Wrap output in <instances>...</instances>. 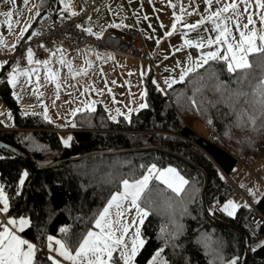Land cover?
<instances>
[{
  "label": "trees",
  "instance_id": "obj_1",
  "mask_svg": "<svg viewBox=\"0 0 264 264\" xmlns=\"http://www.w3.org/2000/svg\"><path fill=\"white\" fill-rule=\"evenodd\" d=\"M56 1L40 0L33 32ZM249 60L252 68L241 84L237 80L242 73H228L223 61H210L163 91L153 84V70L144 81L147 108L133 114L131 122L122 116L109 119L102 107L79 113L69 146L63 145L60 134L44 117L25 115L8 83L0 82V100L13 117L12 129L0 117V142L17 148L28 159L0 147V184L10 202L9 212L0 214V221L2 217L30 219V227L22 234L38 246L37 264H51L47 235L65 239L75 253L83 236L95 230V220L112 195L122 190L124 179H140L152 165L158 170L174 167L188 181L179 195L153 178L139 201L149 215L141 230L146 244L136 264H147L163 246L161 226L174 232L177 224L182 232L164 250L170 264H227L234 257H239L238 264H244L246 257L247 264H264V193L256 202L249 198V207L241 206L235 217L214 208L235 192L230 176L237 165L246 166L264 153V127L259 120L255 129L246 117L242 127L236 126L237 113L257 114L245 100H251L250 85L258 82L264 70L260 57L253 55ZM238 87L249 96L237 102L232 92ZM196 123L205 127L207 135L194 128ZM121 150L137 151L107 155ZM24 171L28 176L20 186ZM205 206L214 220L225 224L209 217ZM61 227L69 229L67 236L60 233Z\"/></svg>",
  "mask_w": 264,
  "mask_h": 264
},
{
  "label": "crops",
  "instance_id": "obj_2",
  "mask_svg": "<svg viewBox=\"0 0 264 264\" xmlns=\"http://www.w3.org/2000/svg\"><path fill=\"white\" fill-rule=\"evenodd\" d=\"M227 1L228 2L217 4L215 0H213L210 10L205 0H107L104 5L94 11L86 20L81 22V28L83 30L91 28L93 33L101 34L100 37L105 31L111 28L116 30L136 28L143 37L149 61L133 60L118 55H108L104 58H99L94 54L93 50L90 49L75 50L62 56H53L49 54L43 58H37L33 50L32 52L34 53L35 60L50 61L48 67L51 68L53 72L58 73V81L46 79L47 72L44 65H29L26 55L27 52L24 54L26 65L20 69L39 67V81L37 82V73L32 74L31 82H27V77L20 76L15 88L7 82V78L5 81L11 87L12 94L15 93L13 97L20 105L21 110L24 103H20L19 100H24L27 105L28 102H32L33 105H31V110L33 111H26L28 115L36 113V115L44 117L43 109L47 106V114L51 119L54 130L59 134L63 131H70L73 133L74 127H72V123H75V117L79 113L95 112L99 107H102L109 116V111L104 103L98 100L97 94L100 91H105L112 95L115 101H112L115 113L117 108H119L121 112L128 113V109H136L141 103L146 102V97L142 98L141 93L146 91L144 81L147 74L151 73V71H155L154 81H156V84L159 85L162 83L163 87L168 90L169 87L164 83L165 79H178L181 68L189 66V55L195 60L202 52H207L209 50L215 51L217 48L220 49L221 55H223L226 45L214 44L211 49H209L206 44L208 38L211 37L214 39L217 35L213 30L214 25L206 18L210 15V11H215L225 3L233 2V0ZM65 2L71 5L70 9L67 11L64 5L60 3V0L55 2L63 13L72 14V12H75L77 14V12H80V0H65ZM235 2L238 4L241 26L248 24V15L252 13L254 25H249V30L255 27L258 34L263 33L264 28L262 29V27H260V22L258 21V15L260 14L258 12V7L255 5V0H250L248 11H245L243 0H235ZM34 5L37 7H33ZM172 5H175V7ZM181 8H183V12ZM29 9H31V11H29ZM37 10L40 11V0H29L27 6L24 5L23 0H16L15 8H13L7 0H0V14L8 11L13 12L11 30L8 28L7 17L0 15V38L5 42L3 46H0V61H8V63L4 65V68L0 69V74H4L7 71L6 66H8L11 58L15 55L18 44L33 33L32 27L38 17L35 16ZM225 15H231V13H226ZM177 16L181 17L179 21L176 20ZM201 18H205V23L199 25L195 30L184 27L185 24H196ZM173 23L177 25L174 31L172 29ZM28 24L31 26L28 28V31L24 33V36L21 37V28H24ZM235 24V19L228 21V27L238 40L239 32L236 30ZM112 25H117V27H112ZM168 32H172V35L166 36L165 33ZM91 35L97 37L95 34ZM185 39L192 40L193 44L199 40H203L205 47L203 49L189 47L184 44ZM157 41H159V43H157ZM259 43L260 41L257 40V44ZM13 45L16 46L14 50L12 49ZM61 58L66 61L63 65L59 63ZM69 64H71V71H69ZM57 82L60 84L59 89L56 87ZM179 83L182 82L175 83L172 86ZM109 89L111 90L110 92ZM74 95L79 96L81 101L88 99L94 101L95 111L84 110L76 113L75 116H73L72 113L67 114V112L63 110V105L60 104L66 100V98L68 100L73 99ZM57 96L59 98H57ZM17 97H19V99ZM139 111H133L130 114V118ZM119 117L121 116H117V119ZM122 118L124 117L122 116ZM12 128L13 127L8 129ZM198 132L202 135H207L206 131ZM132 209L130 203L126 201L123 205L124 213L126 210L130 212ZM112 210L115 212L117 211L115 206L111 208L110 213ZM140 228V230H142V227ZM135 229L136 225L130 227L128 234L125 236V243H127L129 247H131V240L135 233ZM2 230L3 229L0 228V231ZM13 231L21 238L26 239L22 234L23 232H20L18 228L13 229ZM93 231L99 232L100 230L95 228ZM29 242L32 243L31 241ZM114 254L119 255L118 252ZM49 255L57 256L62 264H71L70 261L58 257L57 253L53 252L49 253ZM120 264H123V262L121 261Z\"/></svg>",
  "mask_w": 264,
  "mask_h": 264
},
{
  "label": "snow or ice",
  "instance_id": "obj_3",
  "mask_svg": "<svg viewBox=\"0 0 264 264\" xmlns=\"http://www.w3.org/2000/svg\"><path fill=\"white\" fill-rule=\"evenodd\" d=\"M8 3L12 5L13 8L16 7V0H7ZM43 2V0H42ZM217 4L221 3V0H215ZM245 4V11H248V5L250 0H243ZM25 6L29 4V0H23ZM60 3L64 5L65 10H69L71 5L66 3L65 0H60ZM205 3L211 6L213 0H205ZM255 5L264 10V0H255ZM175 7V5H172ZM37 7V6H33ZM31 11V9H29ZM183 12V8H181ZM226 13H231V15H225ZM39 11L37 10L35 16H39ZM8 19V28L12 29V17L13 12L8 11L2 13ZM72 15H76L75 12H72ZM180 16L176 17V20L179 21ZM210 20L214 25V31L217 33L215 38H208L206 44L209 49L212 45H226L224 54L221 55L220 49L207 52H202L201 55L193 60L191 55L188 56L189 66L182 67L179 73V81L175 78H166L164 83L171 88L173 84L177 82H183L185 78L191 74L196 73L198 69L202 68L204 65L209 64V61H223L226 65V70L228 73H236L237 71L241 72L242 75L238 78L237 83L241 84L244 80L248 79V72L252 68V63L249 60L250 56H257L261 58L260 67L264 70V33H259L253 27L249 30V25H254L252 18V13L248 15V24L241 26L240 24V13L238 11V4L233 0L231 3H225L222 7H218L215 11H210V15L206 18ZM235 19L236 24L235 28L239 32V39H236V36L232 33V30L228 27V21ZM261 22L264 23V14L260 17ZM205 23V18L197 21L196 24H185L184 27L195 30L199 25ZM31 25L28 24L20 30V36L23 37L24 33L28 31V28ZM77 27H80L77 25ZM112 27H117V25H112ZM176 23L172 24L173 31L176 29ZM84 31L89 34H95L99 38L101 34L93 33L91 28L84 29ZM31 35L37 36L40 35L39 32H33ZM166 36L172 35V32L165 33ZM257 40L260 41L257 44ZM4 40L0 38V46L4 45ZM159 43V41H157ZM184 44L189 47H195L203 49L205 43L203 40H199L193 44L192 40L185 39ZM15 45L12 46V49H15ZM179 50V49H177ZM62 51V50H61ZM27 61L29 65H44L47 72L46 79L58 81L59 75L56 72H53L51 68L48 67L50 64L49 60H35L34 53L31 48L27 49ZM55 56V53H52ZM8 63L7 60L0 61V69L4 68V65ZM60 64H65L64 59L59 60ZM69 66V71H71V64ZM33 73H37V82L39 81V67H33L30 69H20L19 61H17L16 66L12 68L11 71L7 73V82L15 88L18 83V78L24 76L28 78L27 82H31V76ZM115 83V82H113ZM153 84H156V81H153ZM252 87L251 100H245L246 103H251L254 107V112L257 114H250L246 110L240 113H237L236 126L242 127L245 117L247 121L252 125L253 129L257 126V121H260V126L264 127V71L258 82L255 85H250ZM57 89H59L60 84L57 82ZM159 91L163 89L159 88V85H156ZM111 90L109 89V92ZM15 95V93H13ZM147 92L141 93V97H146ZM232 96L236 98L237 102L240 97H248L249 93L242 90V88H237L233 90ZM19 99V97H17ZM57 98H59L57 96ZM115 102V101H114ZM94 103L85 105L84 109H75L72 112V115L75 116L77 112L88 110L95 111ZM193 105H195V99H192ZM147 103H141L136 109H128V113L121 112L119 108L116 109V116L109 114V119L116 121L117 116H123L125 120L131 122L130 114L133 111H139L140 109L147 108ZM234 110V109H233ZM28 115V113H24ZM36 115V113H32ZM44 119L48 122H51L50 117L47 114V106L43 109ZM9 119H11V114L9 113ZM211 123V120L208 121ZM72 127H75V123H72ZM226 135L230 136V131H226ZM72 137H68L63 140L65 146H69V141ZM2 158V157H0ZM153 175L156 176V179L162 181L169 189L174 193L179 195L184 188V185L188 183L187 180L181 176L175 168H167L164 170H158L156 165H152L147 170V174L140 179L129 181L124 179L122 181L123 191H118L112 195L111 199L108 201V205L99 213L98 218L95 220V227L98 228L99 232L88 231L85 236H83L81 242H79L78 247L75 249V253L71 250L69 244L65 239L57 238L54 235L46 236V247L49 253H57L58 257H62L63 260L70 261L71 264H120L122 261L123 264H135V258L142 248L146 244V240L142 238L141 230L139 225H143L145 218L149 215L148 210L142 208L139 201L142 198L145 190L148 189L149 181L152 179ZM28 176V172L24 171L19 180V185L23 186L25 178ZM221 179L223 177L221 176ZM251 194L255 196V192L250 190ZM129 202L131 208H134L136 211V219H133L131 225L122 222L124 217L123 205L125 202ZM0 213L7 214L10 208L9 197L4 191V186L0 185ZM115 206L117 209L116 217L114 221L110 218V209ZM241 205L237 204L233 200H228L222 206H218L219 211L225 213L228 217H235L237 210ZM243 207L248 208L249 205L244 204ZM211 210V209H210ZM187 210L185 209V212ZM31 221L24 216H20L19 219L11 218L7 220V224L0 222V228L3 230L0 231V264H37V252L38 246L34 243H30L28 240L21 238L16 234L13 229L18 228L20 232H23L26 227H30ZM133 225H136L135 233L131 240V247L125 243V236L129 232V228ZM43 231V230H41ZM60 233L67 236L69 229L67 227H61L59 229ZM182 232V226L177 224L176 230L174 232H168L166 227L161 226L159 238L163 240V246L159 247L154 254L151 255V258L147 261V264H170V261L165 257L164 250L168 247L169 242L178 237ZM119 233V234H117ZM261 246L264 247V241L261 242ZM176 246L173 245V248ZM255 250V249H253ZM118 252L119 255L114 259V253ZM47 259L51 261V264H62L61 260L57 256L48 255ZM239 257H234L227 264H238ZM187 264V262H186ZM215 264V261L212 262Z\"/></svg>",
  "mask_w": 264,
  "mask_h": 264
},
{
  "label": "built area",
  "instance_id": "obj_4",
  "mask_svg": "<svg viewBox=\"0 0 264 264\" xmlns=\"http://www.w3.org/2000/svg\"><path fill=\"white\" fill-rule=\"evenodd\" d=\"M106 1L80 0L81 10L76 15L63 13L57 3H53L35 31L40 35H32L29 39L18 44L16 53L6 66L7 71L3 74L0 82L5 81L7 73L16 66L17 61H19L20 68L26 65L24 54L28 48L34 50L37 58H43L52 53H55V56H62L75 50L79 51V49H90L99 58L118 55L133 60L149 61L143 37L136 28L123 30L111 28L99 38L81 28V22L104 5ZM218 206V203H215L214 208L216 209ZM0 222L7 224L4 217ZM116 257L118 254H114V259Z\"/></svg>",
  "mask_w": 264,
  "mask_h": 264
},
{
  "label": "rangeland",
  "instance_id": "obj_5",
  "mask_svg": "<svg viewBox=\"0 0 264 264\" xmlns=\"http://www.w3.org/2000/svg\"><path fill=\"white\" fill-rule=\"evenodd\" d=\"M221 2H228V1L227 0H221ZM258 12L260 14V15H258V21L260 22V27H262V29H263L264 23L261 22L260 17L262 14H264V10H261L258 8ZM31 50L33 51V49H31ZM158 80L160 81L159 78H158ZM176 80L179 81V78ZM160 83H161V81H160ZM159 86L161 87V89L166 90L163 87L162 83L159 84ZM97 97H98V100H100L102 103H104L105 107L109 111V114H111L112 116L116 115V113L113 109L112 101H114V98H112V95H110L109 93H107L105 91H102V92L100 91L97 94ZM110 99H113V100H110ZM19 102L24 103L23 108H22L23 113H27L28 111H33V110H31L32 109L31 105H33L32 102H28V105L26 102H24V100H19ZM92 102H94V101H92L90 99L81 101L79 99V96L74 95L73 99L68 100L66 98V100H64L60 105H63V110L65 112H67V114H69V113H72L75 109H78V108L84 109L85 105L90 104ZM94 108H95V105H94ZM9 113L11 114V111L9 110V108L6 107L4 102L0 100V117L4 123V126L11 128V127H13V117L11 114V119H9ZM194 126H195L194 128L197 131H202V132L206 131L205 127L202 126L200 123H196ZM60 137H61V140L63 143L64 139H67L68 137H72V132L63 131L60 134ZM69 143H71V140L69 141ZM63 145H64V143H63ZM167 168H174V167H167ZM167 168L163 167V169H160V170L162 171V170L167 169ZM153 178H156V176L153 175L152 179ZM230 178L233 181V183L235 184L236 190H234L235 192L224 203H226L228 200H233L237 204L243 206L244 204H246L248 202L249 198L252 199V201H254V202L258 201V199L264 193V153H261L252 163H249L246 166L243 164L237 165L235 170L232 172ZM151 180L149 181V184L151 183ZM157 181H160V180L157 179ZM160 182H162V181H160ZM184 187H185V185H184ZM250 190L252 192H255V196H253L251 194ZM122 191H123V187H122ZM223 204H221V205H223ZM0 207H2V204H0ZM116 212L114 210H112V212L110 213V218L114 221L117 219ZM125 213H127V214H125ZM125 213H124V217H123L122 222L127 223V224H131L133 219H136L138 222V218L136 216V211L134 208L130 212L128 210H126ZM2 214H5V213H2ZM146 219H147V217L145 218V221H146ZM142 226L143 225H140V227H142Z\"/></svg>",
  "mask_w": 264,
  "mask_h": 264
},
{
  "label": "water",
  "instance_id": "obj_6",
  "mask_svg": "<svg viewBox=\"0 0 264 264\" xmlns=\"http://www.w3.org/2000/svg\"><path fill=\"white\" fill-rule=\"evenodd\" d=\"M0 147H3V148H6V149H8V150H10V151H13V152H15L16 154H19V155H21L22 157H24L25 159H27V157L24 155V154H22L20 151H18L17 150V148L15 149V148H13V147H11V146H9V145H6V144H3V143H1L0 142ZM150 150H155V151H159V152H162V154L163 153H168V152H166V151H162V149H159V148H151ZM135 151H137V150H121V151H115V152H110V154L109 153H107V155H115V154H120V153H128V152H135ZM171 154V153H170ZM173 155V154H172ZM81 158H83V157H80V158H77V159H81ZM77 159H74V160H77ZM28 160V159H27ZM54 165V164H53ZM53 165L51 166V167H53ZM207 177L205 176V179H206ZM207 185H208V179H206V181H205V187H204V190H203V194H202V198H203V203H204V205H205V191L207 190ZM205 210H206V213L208 214V216L209 217H211L212 218V216L210 215V213L207 211V209H206V206H205ZM213 219V218H212ZM214 220V219H213ZM214 221H216V222H218V223H222V224H225V223H223V222H220V221H217V220H214ZM247 260H248V257H246V259H245V262H244V264H247Z\"/></svg>",
  "mask_w": 264,
  "mask_h": 264
}]
</instances>
